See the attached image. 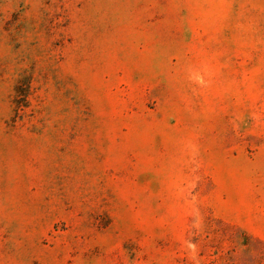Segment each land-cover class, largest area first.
<instances>
[{
	"label": "rangeland",
	"instance_id": "obj_1",
	"mask_svg": "<svg viewBox=\"0 0 264 264\" xmlns=\"http://www.w3.org/2000/svg\"><path fill=\"white\" fill-rule=\"evenodd\" d=\"M0 264H264V0H0Z\"/></svg>",
	"mask_w": 264,
	"mask_h": 264
}]
</instances>
